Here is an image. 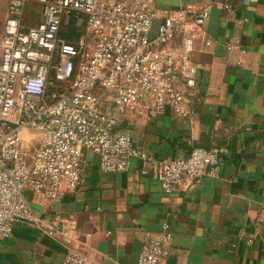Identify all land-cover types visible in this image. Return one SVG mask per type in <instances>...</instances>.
Segmentation results:
<instances>
[{
    "label": "built area",
    "instance_id": "obj_1",
    "mask_svg": "<svg viewBox=\"0 0 264 264\" xmlns=\"http://www.w3.org/2000/svg\"><path fill=\"white\" fill-rule=\"evenodd\" d=\"M42 2L44 20L27 28L21 20L27 0H11L0 36V241L17 227H38L66 245L63 264H96L81 251L75 220L42 221L26 191L61 202L81 185L86 152L99 157L103 173H127L142 161L141 174L167 194L218 176L219 148L156 158L136 146L110 111L150 117L171 108L181 118L198 116L181 85L189 91L197 85L192 57L211 7L166 8L159 15L154 0ZM71 23L81 30L74 42L62 37ZM210 45L205 40L204 48ZM173 240L169 224H162L137 264H159Z\"/></svg>",
    "mask_w": 264,
    "mask_h": 264
},
{
    "label": "crops",
    "instance_id": "obj_2",
    "mask_svg": "<svg viewBox=\"0 0 264 264\" xmlns=\"http://www.w3.org/2000/svg\"><path fill=\"white\" fill-rule=\"evenodd\" d=\"M10 1L0 0V36ZM42 1L27 0L25 27L44 20ZM205 5L211 17L192 57L197 85L192 91L181 85L198 116L181 118L171 108L150 117L110 111L136 146L156 158L219 148L218 176L167 194L141 174L142 161H133L127 173H103L99 157L86 152L82 183L61 202L26 191L42 221L75 220L81 251L96 264H137L164 223L174 240L159 264H264V0H154L159 15L166 8ZM205 40L211 41L207 49ZM230 42L236 43L232 49ZM67 250L40 228L20 226L0 241V264H63Z\"/></svg>",
    "mask_w": 264,
    "mask_h": 264
},
{
    "label": "trees",
    "instance_id": "obj_3",
    "mask_svg": "<svg viewBox=\"0 0 264 264\" xmlns=\"http://www.w3.org/2000/svg\"><path fill=\"white\" fill-rule=\"evenodd\" d=\"M66 28H71L72 32H65ZM81 34V30L78 29L74 23H71L69 25L64 26V28L62 29V37L69 41V42H74V40H72L74 37L78 38V36Z\"/></svg>",
    "mask_w": 264,
    "mask_h": 264
},
{
    "label": "rangeland",
    "instance_id": "obj_4",
    "mask_svg": "<svg viewBox=\"0 0 264 264\" xmlns=\"http://www.w3.org/2000/svg\"><path fill=\"white\" fill-rule=\"evenodd\" d=\"M65 32H72V29L71 28H66ZM30 152H31V150H30Z\"/></svg>",
    "mask_w": 264,
    "mask_h": 264
}]
</instances>
